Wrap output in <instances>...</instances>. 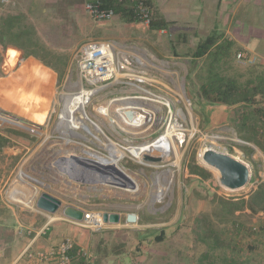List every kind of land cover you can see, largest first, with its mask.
Returning a JSON list of instances; mask_svg holds the SVG:
<instances>
[{
  "label": "rangeland",
  "instance_id": "rangeland-1",
  "mask_svg": "<svg viewBox=\"0 0 264 264\" xmlns=\"http://www.w3.org/2000/svg\"><path fill=\"white\" fill-rule=\"evenodd\" d=\"M15 2L2 6V11L9 12ZM155 2L158 10L171 21L169 29L164 32L149 29L146 22L126 23L116 15L110 20L99 21L91 17L86 8L80 24H59L53 18L61 9H50L46 4L44 6L42 0H25L24 3L33 6L30 8V21H33L32 24L39 31L40 42L47 45L46 49L34 48L31 50L32 54L44 60H50L54 54L61 56L62 67L66 73L63 79L54 69L36 60L55 74V92L52 93L47 88L44 93L41 88L45 89L46 85L40 83L32 87V79L30 82L29 79L25 81L24 76L20 77L18 74L22 66L33 57L23 59L19 55L20 51L15 49H9L8 55L6 51V56L0 57V131L10 128L28 135L22 140L14 137V144L5 148L0 155V196L12 205L31 210L7 197V193L14 188L19 171L22 170L32 178L44 182L30 180L39 188L38 196L47 191L61 198L65 204H73L101 216L105 211L122 213V222L118 225L109 227L111 224H108L95 228L84 226L79 229L83 230L84 235L87 232L94 233V254L96 243L102 245L105 242V249L102 248L101 253L110 255L107 256L109 258H102L101 264H105L106 259L112 264H200L201 255L209 251L214 242L212 239L207 242L202 239L205 234L202 221L206 219L211 221L214 233L219 232L228 242H233L237 251L234 253L227 247L212 251L215 264H227L234 255L237 264L243 260L264 264V217L253 214L243 202L244 197L250 199L256 182L251 183L245 190L229 192L218 184L215 173L212 172L211 179L202 181L197 177H190L187 167L194 156L199 164V153L212 145L240 156L252 166L255 162L260 175L257 182H264V151L253 143L241 140L236 126L232 123L241 107L203 102L199 85L206 77L212 56L198 59L193 56L200 39L217 29L225 35L224 39L234 42L220 63V70L243 83L249 80L258 83L259 74L264 73V0ZM18 8L22 9L20 4ZM99 39H112L122 45H135L157 59L173 60L177 63L176 72L179 77L185 78L184 91L190 100L188 102L168 88L171 85L165 73L152 71V76L166 85L160 84L152 89L174 101L175 114L172 121L167 120V124L147 138V141H155L165 133L168 124L174 126L175 123L185 130L183 132L186 138L183 142L176 139L175 143L179 146L177 153L163 156L155 151L145 154L159 158V161H146L143 157L141 163L133 153L115 149L122 154L121 158L124 156L120 158V164L130 172L128 174L131 178L116 170L117 166L110 161L112 154L109 150L94 146V153L82 151L84 144L88 142L71 133V126L59 128L66 104L64 87L71 77L74 80L77 78L78 48L85 41ZM173 45L179 56L173 54ZM240 52L246 54V57L239 58ZM189 68L193 69L190 75ZM115 92L97 95L88 108L89 112L92 111L98 117L100 123L109 127L111 121L99 116L95 107L110 96L122 95L121 89ZM257 100L263 101L264 96L258 95ZM46 101L49 104L45 110L43 103ZM44 110L45 114L40 117L43 121H40L36 113ZM23 120L35 125L31 127L32 125ZM122 139L125 140L124 143H129L127 141L130 137L125 136ZM243 145L251 146L254 151L249 154ZM13 155L19 157L15 164ZM78 156H90L101 168L109 167L106 169L109 173H101L94 169L96 167L92 168V162L78 159ZM131 162L135 166L130 165ZM87 173H91L96 182L79 179L87 176ZM133 178L139 180L140 189L136 193L127 190V187L134 186ZM164 189V197L158 199V193ZM231 206L235 211L233 214L229 210ZM34 207L39 210L36 204ZM44 213L51 217L56 215ZM130 213L137 215L136 222L128 221ZM149 214L155 215V220L149 219ZM254 226L258 229L253 230ZM162 230L166 232L167 239L160 243L156 241V237ZM69 237L75 241L73 235ZM118 245H123L122 255H111ZM90 250L91 248L87 252L90 253Z\"/></svg>",
  "mask_w": 264,
  "mask_h": 264
},
{
  "label": "built area",
  "instance_id": "built-area-1",
  "mask_svg": "<svg viewBox=\"0 0 264 264\" xmlns=\"http://www.w3.org/2000/svg\"><path fill=\"white\" fill-rule=\"evenodd\" d=\"M13 2L14 0H0V8ZM86 9L91 17L99 21H107L114 16L113 10L102 9L90 3L86 4ZM142 10L145 22L149 24L148 10L145 7ZM238 57L245 58L246 54L240 52ZM176 64L173 60L163 61L150 56L145 49L138 46L122 45L112 39L85 41L78 48L77 78L74 80L71 77L64 87L66 89L65 97H70V102L73 104L78 102L79 107H83V112L78 109L70 116V119L76 118L81 121V124L71 126L72 133L78 134L74 135L88 142L84 145L91 151H95L94 146L106 149V143H114L120 149L131 152L130 148H139L158 141L169 129H174L176 123L174 126L168 124L165 133L155 141L148 142L147 138L164 127L167 120L172 121L175 110L174 101L171 98L152 89V87H157L160 84L166 85L154 78L151 73L152 71L165 73L172 87L168 88L174 94L181 96L185 102H188L190 100L184 91L185 78L179 77L176 72ZM117 89H121L122 95L110 96L105 102L98 105V108L95 107L99 116L111 121V127H109L100 123L97 120L98 117L94 116L92 111L89 112L88 108L91 107L97 95L116 93L115 90ZM123 100L135 102L122 103ZM105 104L108 106L106 105V108L103 109ZM128 112L132 113V116H129ZM96 126L100 128V132L97 131ZM181 130L179 133L183 134V139H179V136L176 138L183 142L186 134L183 132L185 130ZM125 136L130 137L127 141L129 143H124L125 140L122 138ZM143 140L145 141L135 143ZM94 169L101 173H109L104 168ZM94 214L99 213L86 210L85 220L77 222V224L91 228L97 227L96 223L92 221ZM107 225L103 222L100 227ZM74 244V241L68 237L59 245L48 251H40L36 256L41 261L55 257L59 264H72L70 251L74 248ZM33 256L34 254H30V257ZM1 257L2 251L0 249Z\"/></svg>",
  "mask_w": 264,
  "mask_h": 264
},
{
  "label": "trees",
  "instance_id": "trees-1",
  "mask_svg": "<svg viewBox=\"0 0 264 264\" xmlns=\"http://www.w3.org/2000/svg\"><path fill=\"white\" fill-rule=\"evenodd\" d=\"M15 3H17V1ZM86 3L93 4L102 9L113 10L114 15L119 16L120 19L129 24L145 22L142 10L143 7H145L148 10V17L150 20L148 24L149 29L156 31L167 30L171 25V21L158 10L154 0H86ZM30 15V8H28L27 13L22 12L16 15L11 12L2 11L0 8V57L6 56V53H4L6 51L8 55L9 49H15L21 52H19V55H21L23 59L35 57L44 65L54 69L58 73V76L64 79L66 70L62 67L63 63L61 61V56L54 54L51 55L50 60H44L32 54L31 50L34 48L46 49L47 45L40 42L39 31H37V28L32 24L33 21H30ZM224 36L223 33L214 29L210 34L200 39L193 53L196 59L203 58L207 55L212 56L206 77L199 85L200 97L204 103L211 105H239L241 110L236 112L232 120V123L236 126L235 128L239 138L245 142L255 144L264 151V100H257L258 95L264 96V73L259 74L258 83L254 80L243 83L236 77L225 75L219 68L220 63L233 47L234 42L224 39ZM47 49L50 50L49 48ZM173 54L179 56V52L174 45ZM192 72L193 69L189 68L188 75ZM14 137L22 140L28 137V135L25 132L10 128L0 131V155L4 153L5 148L14 144ZM242 147L249 152V154L254 151L249 145H243ZM12 159L15 164L18 162L19 157L13 155ZM253 164L254 174L252 184L256 182V188L253 190L250 199L244 197L243 202L245 203L244 206H247L253 214L263 218L264 182H257V179L260 177L259 170L256 163L254 162ZM130 165L135 166L132 162ZM187 167L190 177H197L202 181H206L213 177L211 171L198 164L196 156L188 162ZM233 204H235V206L237 205L236 203ZM229 210L230 212L233 211L231 212L232 214L235 212L232 206ZM155 218V215L149 214V219L155 220ZM202 227L205 232L202 237L203 241L207 242L208 239H212L214 242L213 245L210 246L209 251H205L201 255L199 260L200 264H215L211 252L216 249L227 247L231 248L234 253H237L233 242H228L219 232L216 234L214 233L211 221L207 219L202 221ZM257 229L256 226L253 227V230ZM166 239L167 235L164 230L156 237V241L160 243L164 242ZM121 246L123 245L115 247L111 255L112 253L122 255L124 250ZM102 248L103 250L105 249V247L100 245V247L96 248L95 253L100 254ZM70 256L72 261L76 260L78 264H91V259H93L94 255H90L89 252L82 250L79 245L74 244V248L70 251ZM235 256L236 255L233 256L234 258L232 257L229 259L227 264H237L238 261ZM256 262L258 263L259 261L257 260ZM240 264L253 263L248 260H243ZM258 264L262 263L260 262Z\"/></svg>",
  "mask_w": 264,
  "mask_h": 264
},
{
  "label": "crops",
  "instance_id": "crops-1",
  "mask_svg": "<svg viewBox=\"0 0 264 264\" xmlns=\"http://www.w3.org/2000/svg\"><path fill=\"white\" fill-rule=\"evenodd\" d=\"M15 1L17 3L12 5L9 10L12 14L27 13L28 8L33 7L31 4L24 3L25 0ZM42 3L50 9H61V11L56 12L57 14L55 13V16L51 15L54 16V21L59 24H80L87 4L86 0H42ZM19 4L22 9L18 8ZM71 20L72 22H69ZM33 59L38 60L35 57ZM7 194L9 200L13 202L9 197V193ZM0 199L3 201V204L0 205V249L2 251L0 264H59L58 259L55 257H49L41 261L36 255L40 251H48L59 245L70 235H73L75 244L79 245L82 250L88 251L91 248L90 255H94L91 264H97L98 262L101 264L102 258H109L105 256H109V254H94V240H96L94 233L87 232L84 235L83 230H79L83 229L84 226L67 219L62 211H58L54 217H51L35 207H29L31 210L28 211L12 205L3 196H0ZM96 244L97 248L101 245L100 243ZM102 246L105 247V242L102 243ZM30 254H34V256L30 257ZM72 264L78 263L74 260ZM105 264L112 263L106 259Z\"/></svg>",
  "mask_w": 264,
  "mask_h": 264
},
{
  "label": "bare ground",
  "instance_id": "bare-ground-1",
  "mask_svg": "<svg viewBox=\"0 0 264 264\" xmlns=\"http://www.w3.org/2000/svg\"><path fill=\"white\" fill-rule=\"evenodd\" d=\"M18 74H19L20 77L24 76L25 81L29 79L28 81L30 82V80L32 79L33 81H31L30 83H33V84L32 85L29 84L32 87L34 85H37V84H40V83H42V85H46L45 89L41 88V91L44 92V93H46L47 88L50 90V92H52V93L55 92L54 89H53L55 74L49 68L44 67L40 62L36 61L35 59H30L29 61H27L22 66V68L18 72ZM12 76H14V75H12ZM15 76H17V74H15ZM37 91H39V89ZM21 92H18V93L22 94ZM25 93L27 94V91H25ZM36 97H38V96H36ZM65 98H66V104H65V109L63 111L62 119H61V121L59 123V128L60 127L67 128L68 126H75L76 124H81V121L79 119H76V118L75 119H70V116L73 114L74 111H76L78 109H80L83 112V107L82 106L79 107L78 102H76L74 104L72 102H70V97L67 96ZM40 100H42V99L40 98ZM40 100H38V101L40 102ZM129 101H130V103L135 102L133 100H128V101L127 100H123L122 103H129ZM43 104H45L44 108L46 110V108H47V106L49 104V101H46ZM106 105L108 106V104H105L103 109L106 108ZM45 110L42 111L41 113H36V116L39 115L38 116V120L43 121V118H40V117H42V115L45 114ZM1 119L4 120V121H11V120H8V119H5V118H1ZM175 126H174V129H172V130L169 129L166 134H164L162 137H160L158 139V141H156L154 143H150L148 145H144V146L139 147V148H130L131 153H133L140 161H142V158L148 152L159 151L163 156L177 153V150L179 151V146L175 143L176 139H177L176 136H179V139H183V134L179 133V130H181V128H180L181 126L178 125V124H175ZM31 127H33V126H31ZM96 129H97V131L100 132V128L98 126H96ZM69 133L70 132L68 131V134ZM74 134L78 135L76 133H74ZM214 137H217V136H214ZM66 142L69 143V140L66 139ZM106 144H107L106 150L107 151L109 150L111 152V154H112V157H111L110 161L115 166H117V167H115L116 170H118L119 173L125 175L127 178L128 177L131 178L132 176L128 174L130 172L127 171L126 169H124L121 166V164H120V160L124 156L121 158L122 154H119V152L117 150H115V149H119L120 151H124V152H125V150L120 149V147L117 144H114V143H109V144L106 143ZM84 150H87V151H90V152L94 153V151H91L88 148H83L82 151H84ZM78 159L89 160V162L94 161V159L91 158L90 156H88L87 158L84 157V156H78ZM104 168L108 169L109 167H107V168L104 167ZM79 179L80 180H85V181L89 180L91 182H96V178H93L91 176V173H89V174L87 173V176L79 177ZM30 180H35V181H38L40 183H44V182H41L39 180H36V179L32 178L31 176L26 174L24 171L20 170L19 173H18L17 179L14 181V188L9 192V197L13 200V202L15 201V202H18L20 204L26 205L28 207L34 208V202H35V200H36V198H37V196L39 194V188H37V186H35L32 182H30ZM134 183H135L134 186L127 187V190H129L132 193H136L140 189L139 188V180L134 179ZM165 192H166L165 189L164 190H160V192L157 195L158 199H162L164 197V195H165ZM92 221L94 223H96L97 227H100L101 225H103V218L99 214H94V217L92 218Z\"/></svg>",
  "mask_w": 264,
  "mask_h": 264
},
{
  "label": "water",
  "instance_id": "water-1",
  "mask_svg": "<svg viewBox=\"0 0 264 264\" xmlns=\"http://www.w3.org/2000/svg\"><path fill=\"white\" fill-rule=\"evenodd\" d=\"M128 115L132 116V113L128 112ZM23 121L32 126L35 125L33 122L27 120ZM144 159L146 161L160 160L159 158H154L149 155H145ZM199 160L201 166L215 173L218 184L226 191H242L248 188L252 183L254 174L252 164L232 152L220 150L210 145L199 153ZM92 164L97 169L101 168L96 161H92ZM35 204L39 210L49 214L62 211L67 219L76 222H83L86 218V209L73 204H65L61 198L47 191H43L38 196ZM102 218L103 222L106 224L118 225L122 222V213L105 211L102 214ZM127 219L129 222H136L138 217L135 213H130Z\"/></svg>",
  "mask_w": 264,
  "mask_h": 264
}]
</instances>
